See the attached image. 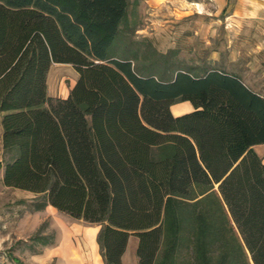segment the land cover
Returning a JSON list of instances; mask_svg holds the SVG:
<instances>
[{"label":"trees","instance_id":"16d2710c","mask_svg":"<svg viewBox=\"0 0 264 264\" xmlns=\"http://www.w3.org/2000/svg\"><path fill=\"white\" fill-rule=\"evenodd\" d=\"M126 13L127 0H0L2 183L98 225L104 264H122L130 236L137 264H168L166 205L216 185L227 264H264V96L133 49ZM53 63L77 73L65 98L47 95ZM182 101L194 109L173 116Z\"/></svg>","mask_w":264,"mask_h":264},{"label":"rangeland","instance_id":"374dc122","mask_svg":"<svg viewBox=\"0 0 264 264\" xmlns=\"http://www.w3.org/2000/svg\"><path fill=\"white\" fill-rule=\"evenodd\" d=\"M234 2L127 0L121 32L133 49L165 54L168 65L220 68L238 75L250 89L264 95V49L256 51V43L264 38L256 36L255 23L241 21L237 15L227 17ZM76 76L70 64H51L47 95L65 98ZM2 115L0 111V120ZM1 134L0 124V160ZM255 152L264 164V144L255 146ZM2 173L0 168V264H36L39 261L33 258L37 257L53 264L47 254L59 239L60 229L81 220L49 205L37 209L34 195L5 186ZM228 221L216 185L210 189L193 187L188 198L170 200L164 214L162 248L171 241L168 264H203L202 260L204 264H227ZM176 235L177 241L173 239Z\"/></svg>","mask_w":264,"mask_h":264},{"label":"crops","instance_id":"0c3cea01","mask_svg":"<svg viewBox=\"0 0 264 264\" xmlns=\"http://www.w3.org/2000/svg\"><path fill=\"white\" fill-rule=\"evenodd\" d=\"M233 6H235L233 11L227 17L232 19L237 15L241 21L255 23L257 27L256 36L264 38V0H235ZM260 49H264V39L256 43V51ZM172 106L182 108L181 111L176 113L170 110L173 116H178L194 109L189 101L172 104L170 109ZM255 146H253L254 151ZM98 230V225L87 224L83 221L80 224L78 222L74 223L70 227H62L56 244L48 250V260L52 261L53 264H104L96 241ZM136 246L137 238L130 236L125 251L121 256L122 264H137ZM33 259L39 261L36 264H46L45 260H39L40 258L38 257Z\"/></svg>","mask_w":264,"mask_h":264},{"label":"bare ground","instance_id":"6f19581e","mask_svg":"<svg viewBox=\"0 0 264 264\" xmlns=\"http://www.w3.org/2000/svg\"><path fill=\"white\" fill-rule=\"evenodd\" d=\"M173 113L179 112L182 110L181 107L179 106H172V108L170 109Z\"/></svg>","mask_w":264,"mask_h":264}]
</instances>
